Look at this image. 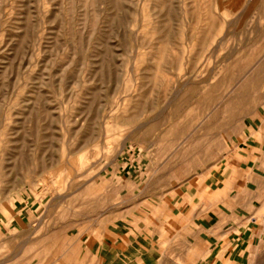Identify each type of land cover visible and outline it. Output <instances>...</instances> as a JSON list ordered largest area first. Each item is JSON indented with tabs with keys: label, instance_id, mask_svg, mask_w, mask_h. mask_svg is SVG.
Instances as JSON below:
<instances>
[{
	"label": "rangeland",
	"instance_id": "rangeland-1",
	"mask_svg": "<svg viewBox=\"0 0 264 264\" xmlns=\"http://www.w3.org/2000/svg\"><path fill=\"white\" fill-rule=\"evenodd\" d=\"M263 126L264 0H0V264L103 263L129 208L235 221L252 171L208 174Z\"/></svg>",
	"mask_w": 264,
	"mask_h": 264
},
{
	"label": "crops",
	"instance_id": "crops-1",
	"mask_svg": "<svg viewBox=\"0 0 264 264\" xmlns=\"http://www.w3.org/2000/svg\"><path fill=\"white\" fill-rule=\"evenodd\" d=\"M241 167L251 170L252 177L242 188H237V191L244 192L241 202L245 203L242 214L239 213L241 215L235 221L223 214L220 217L210 214L205 217L204 226H199L203 234L198 237L196 233L181 232L180 209L177 212L174 209L172 213L168 209L169 213H163L157 224L149 225L138 217H130L129 208L128 242L123 240L99 247L97 260L101 261L102 256L105 260L99 264H181L182 254H197L198 239L203 248L201 253L215 256L214 261H206L205 264H264V126L254 129L238 141V146H233L223 169H215L208 174V189L229 190L224 175L237 172ZM173 202L179 204L180 199ZM181 202L196 200L191 198ZM233 204L227 198L217 206L223 211V207ZM195 216L188 220L186 227L189 230L198 228ZM110 238L113 239V234ZM111 254L114 256L112 259Z\"/></svg>",
	"mask_w": 264,
	"mask_h": 264
}]
</instances>
